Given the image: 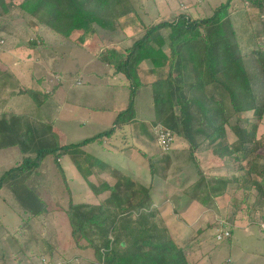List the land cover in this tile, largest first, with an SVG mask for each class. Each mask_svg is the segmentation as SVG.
Segmentation results:
<instances>
[{"label": "trees", "instance_id": "1", "mask_svg": "<svg viewBox=\"0 0 264 264\" xmlns=\"http://www.w3.org/2000/svg\"><path fill=\"white\" fill-rule=\"evenodd\" d=\"M235 1L219 3L205 18L181 11L148 24L138 15L131 0H22L28 5L25 8L28 14L46 27L52 25L57 32L61 30L57 27L60 26L68 33L90 27L111 31L130 28L136 34L132 46L125 48L123 53L110 50L111 56L119 54L112 63L114 73L123 74L130 82L129 104L118 113L110 129L77 143L63 144L53 123L48 121L50 132L58 137L54 145H49L36 143L42 138V132L35 125L28 127L18 138L5 122L0 123V148H8L19 141L25 145L28 139L34 145L31 149L25 148L22 161L5 171L3 179L12 176L27 183L29 178L35 179L36 174L50 172L54 179L60 178L63 185L68 184L61 165V159L68 156L93 194L101 196L98 203L75 202L70 198L65 208L61 202L59 204L55 200L54 203L27 183L26 189L34 197H30L34 208L22 230L33 231L31 226L40 223L47 231L51 221L49 215L59 210L58 213L67 217L70 241L81 250L93 251L95 262L92 264H190L186 247L180 245L167 225L160 221V209L152 196L151 186L111 169L109 164L83 149L89 144H102L117 131L123 132L126 125L137 122V90L148 86L139 76V68L143 64L157 77L150 84L154 112L152 125H164L174 140L182 139L187 144L191 160L199 169L200 180L194 185L193 194L187 192V196L208 206L216 203L217 197L228 194L229 190L236 186L245 187L250 182L257 192L264 195V163L261 161L264 158V139L257 138V127L249 124L248 117H243L250 113L260 120L264 117V103L260 104L258 94L264 90V46L260 45L254 51L256 59L251 73L231 17ZM237 1L246 3L249 9L264 11V0ZM11 2L0 0V19L9 13ZM35 44L33 42L32 46ZM187 47L192 59L204 62V73L196 67L188 69L183 60V50ZM259 81L263 84L260 85ZM24 92L35 96L38 90L25 88ZM40 95L42 99L38 108L53 98L54 93L40 92ZM244 120L248 121L247 125L242 124ZM230 126L237 132L233 143H228L226 138L227 127ZM209 148L214 150L215 160L219 159L218 167L233 170L236 174H204L194 154ZM138 150L143 154L145 167L152 177L165 179L170 157L159 159L157 163L162 166H158L149 163L151 157ZM103 173H108L110 180L103 178ZM201 186L207 193L204 198L198 195ZM228 230L230 238L232 228ZM203 232L204 229H197L191 240H197ZM42 240L49 248V239L44 235ZM64 263L71 264L68 261Z\"/></svg>", "mask_w": 264, "mask_h": 264}, {"label": "rangeland", "instance_id": "2", "mask_svg": "<svg viewBox=\"0 0 264 264\" xmlns=\"http://www.w3.org/2000/svg\"><path fill=\"white\" fill-rule=\"evenodd\" d=\"M223 1L225 0H131L136 7L138 15L148 24L163 20L174 14L176 15L181 11L190 12L195 17L205 18L210 16L215 6ZM27 7L28 5L23 3L22 0H12L9 13L0 19V83L5 82L4 87L0 84V123L5 122L9 128L11 127L15 137L25 133L28 127L35 125V128L42 132L40 134L42 138L37 139L36 143L54 145L58 138L52 135L48 123L53 115L44 114L37 106V103H40L42 99V95L39 96L35 93V96H33L24 92L20 93V96H14L15 102H11V99L8 100V95L12 94V92L18 95V90L25 89V85L20 86L16 83L17 76L13 73L14 70L10 65V60H12L13 65L16 63L15 67H17V62L19 61L24 63L26 68L28 67L26 72L28 78L33 73V69H37L35 72L40 75L42 80L54 77L50 75L52 70L55 72L60 71L59 78L66 87L71 85L70 81L73 85H76L78 80L83 83V86H86L88 81L92 80L102 82L101 85L103 86L109 82L118 84L115 87L117 91L112 93V97L115 94H121V103L119 104L116 101L114 108H109L110 110L106 112H99V116L103 117L108 124L111 121L114 123L118 113L127 108L130 97V82L126 76L121 74V76L115 77L117 80H123L122 76L124 77L125 83L119 85V81L110 80L108 75L112 69L108 64L113 65V61L119 58L117 53L111 56L110 50L116 49L120 53L125 50L122 47L126 46H120L125 45L123 44L124 30L119 31L117 28V30L111 31L90 27L75 30L71 38L76 40L81 47L72 45V52H68L65 66L60 67L58 64H53L50 69L48 62L50 61V56H54V48L47 44L46 41L42 44L40 33L44 30H54L55 28L52 25L48 27L42 25L34 16L26 12L25 8ZM263 12L249 9L246 3L243 4L241 1L238 2L236 0L231 13L241 49L246 53L247 67L251 73L254 71L253 65H255L256 59L254 51L260 45L264 46ZM57 27L63 30L60 26ZM131 35L133 37L136 36V34ZM118 40H120L119 43ZM134 40L130 39L128 41L129 46L127 48L132 46ZM33 42H36L34 46L41 52V55L38 57L34 55L35 59L32 61L33 65L31 67L30 61L28 62L29 56L24 58L20 51H26L31 48L29 51L31 52V57L35 49H32ZM115 43L118 44L116 45ZM100 47H102L101 50ZM189 47L193 49V45ZM189 47L183 50L185 64L188 65V69L196 67L200 73H204V62H201L198 58L192 59V53L188 51ZM165 50H168L167 47H165ZM10 51L14 53L12 56L9 54L11 53ZM17 51L19 54H16ZM73 56L77 57L76 63L74 60L72 61ZM96 66H98V70ZM29 67H31V70ZM93 71H98L99 73L94 75L92 74ZM72 72L73 74L70 75ZM139 76L144 83L148 84V86L145 85L137 90L135 98V115L137 122L142 127L125 126L123 132L118 131L120 133L118 135L120 141H116V144L120 147V152L133 156L137 153L136 155L139 158L143 156L138 150L141 149L151 157L149 163H156L158 166H162L161 163H157L159 159L166 156L170 157V166L166 171L165 179L158 177V180L150 184L152 196L154 195L153 197H155L157 194L155 202L158 203L156 206L160 209L158 214L160 221L167 225L176 241L186 247L190 264H264V232L259 225V222L264 221V195L257 192L254 184H251L252 182L246 184L245 187L236 186L235 189L229 190L228 194L217 197L214 201L216 203L212 205L205 206L196 200L195 202L197 203H194L197 204L196 208H189L188 211L177 210V208H180L178 204L183 205L185 201L184 195H188L187 192H192L193 194V187L200 180L199 169L194 161L191 160L187 151V144L182 139L175 138L168 150H164L158 145L154 131V127L157 125L153 126L151 123L154 118V112L151 111L152 92L150 86L153 79L157 77L152 74L150 68L145 64L140 66ZM25 79L21 78V82H25ZM57 81L59 80L53 78L51 83H57ZM7 83H10V85L8 86ZM258 83L260 85L263 84L261 81ZM50 88L52 87L49 86ZM103 93L101 92V95ZM263 93L264 90L258 92L260 104L264 103ZM111 99L110 96H107L102 100L99 98L98 103H95L111 106ZM16 103L19 104V110L23 111V125L19 118L3 116V113L7 111L6 109L4 110V106L12 108L16 107ZM63 113L64 111L61 115ZM90 113L89 111L85 112V115ZM243 117H248L250 120L249 124L257 127V138L263 140L264 117L260 120L253 113ZM232 123L234 125V122ZM242 124L247 125L248 121L244 120ZM56 126L65 129L66 124L60 120ZM162 126L164 127V125ZM143 130H152L150 132L151 137H144L141 133ZM226 134L228 143L236 141V128L227 127ZM61 143L64 144L63 141ZM33 146L28 139L25 145L19 141L8 148H0V185L2 184L0 187V264H58L65 261L71 264H92L95 262L93 251L90 249L81 250L75 246L74 242L70 241L67 217L63 213H58L59 210L49 215V221L50 219L51 221L46 227L47 231L44 230L40 223H36L35 226H31L33 231H23L26 234L21 233L20 227L22 229L23 225L27 223V219L34 208L31 200L34 197L26 189L27 183L32 184L38 193L43 194L49 200L53 202L57 200L59 204L61 202L65 208H67L70 198L75 202L86 200V198L81 196L72 197L74 189L79 193V189L84 188V186H72L73 188H71V184L63 185L61 179H54L50 172L36 174L35 179L29 178L27 183L12 176H7V179L2 178L5 171L11 170L22 161L25 148L31 149ZM91 150L92 148L88 149V151L92 152ZM194 156L207 176L236 174L233 170L229 171V169L221 166L218 167L219 159L215 160L216 154L210 148L197 151ZM116 157L118 160L120 156ZM261 161L263 164L264 158ZM67 162H70L68 158L64 161V165ZM128 163H131V161ZM124 167L126 170L130 168L127 164ZM55 174L59 176L58 173ZM146 185L149 186L147 183ZM82 192L80 194H83ZM158 194L162 195V199ZM206 194V190L201 186L198 189V195L204 198ZM230 227L232 228L231 237L222 241L218 240L217 233L221 229ZM199 228L204 229V232L198 236L197 240L192 239V241L191 235H195L196 230ZM44 235L50 241V249L47 248L48 245H45L42 240ZM16 236L20 238L19 242L15 239Z\"/></svg>", "mask_w": 264, "mask_h": 264}, {"label": "crops", "instance_id": "3", "mask_svg": "<svg viewBox=\"0 0 264 264\" xmlns=\"http://www.w3.org/2000/svg\"><path fill=\"white\" fill-rule=\"evenodd\" d=\"M49 30L50 29L44 30L43 32L40 33V40H42V44H44L46 41L47 44H50L54 48L53 49L54 50V56H52V55L50 56V61L48 62V66L50 67V69H51L53 64H58V65H60V67L65 66V63L67 62L66 58H67L68 52H72V48H71L72 45L75 47H79V46L81 47V45H79V43L76 42V40H73L71 38V35L74 33V31L68 33V32H66L67 29L66 30L64 29L63 31L60 30L59 32L54 31V30H50V31ZM123 33H124V43L123 44H125V45H120V44L119 45L120 46H126V47H122V48H127V46H129L128 41L130 39L134 40L133 35H131V34H134V31L130 28H127L124 30ZM57 38H59V39H57ZM119 41L120 40H118V43H119ZM34 48H35V46L34 47L32 46V49H34ZM30 49L31 48L27 49L26 51L22 50V51H20V53L23 55L24 58H26V56H29L28 62L30 61L31 67H32V65H33L32 61L35 59V57H38L39 55H41V52H39V50L35 48L34 52H32V56L30 57V55H31V52H29ZM101 49H102V47H100V50ZM9 54H11V56H12V54H14V53L11 52ZM16 54H19V52L17 51ZM34 55H35V57H34ZM13 57H15V56L13 55ZM59 58H60V61L58 62ZM72 58H73L72 61L74 60V62L76 63L77 57L73 56ZM17 63H18L17 67H15L16 63H15V65H13L12 60H10V65L14 70L13 73H15V75L17 76V78H16L17 84H19L20 86L25 85V88H27V89L38 90L37 95H39V96H40V92H49L50 93L53 91V93H54L53 98H51L47 103H45L39 109L42 110L44 114L53 115V116H51L52 118L49 119V122L53 123L54 128L57 130V133L60 136L61 141L64 142V144L80 142L86 138L92 137V136H94V135H96V134H98L104 130L109 129L112 126L113 122L111 121L108 124L103 117L99 116L100 115L99 112H106V111L110 110L109 108H114L116 101H117V103L119 102V104L121 103V101H122V100H120L121 94H119V95L115 94V96L112 97V93L117 91L115 87L118 84H113L112 82H109L108 84H105V86H103V85H101L102 82H95V80H92V81H88L86 86H83V83H81V81L78 80L76 82V85H73V83L70 81L69 83L71 85H69V87H66L64 85V83H62V80L59 78L60 71L55 72L52 70L50 72V75H52L54 77H50V79L42 80L40 78V75H38L37 72H35V70H37V69H33V73H31L29 75V78H28L27 73H26L28 67L26 68L25 64L20 63V61ZM108 66L112 68L110 73H108L110 80L113 79L115 81H119L120 82L119 85L125 83V79L123 76H122L123 80H121V79L117 80L115 78V77L121 76V74L119 75V74L114 73L113 65L108 64ZM31 67H29V69ZM96 67H97L96 69L98 70L99 69L98 66H96ZM54 70H56V69H54ZM23 71H25V72H23ZM98 73H99L98 71L92 72V74H94V75H96ZM72 74H73V72L70 73V75H72ZM21 78H23V79L26 78L25 82H21ZM53 78H56L59 81H57V83H51ZM49 81H50V84H49ZM0 84H1V86L3 85L2 87H4L5 82L0 83ZM54 84H55V90L56 91L53 90ZM7 85L9 86L10 83H7ZM49 86H51L52 88L49 89ZM22 89L23 90L20 89V91L18 90V95H16L13 92H12V94H9L8 100L11 99L12 100L11 102H15L14 96H20L19 95L20 93H24V88H22ZM101 92H104V93L101 95ZM27 94H29V93L27 92ZM107 96H110V98H112L110 100L111 106H107V104H105L106 106H104L102 104H96L95 103V102L98 103L99 98H101V100H102L104 97H107ZM6 105H8V104H6ZM38 105H39V103H37V106ZM22 107H23V104H22ZM101 107H104V108H101ZM5 109L7 111L3 113V116L7 115V117H10V118H16V119L19 118V119H21L20 122L23 125V118H22L23 111L19 110V104L18 103H16V107L14 106L12 108H10L9 106H7V107L4 106V110ZM63 111H64V113H63V115H61ZM88 111L91 113L85 115V112H88ZM151 111L153 112L152 104H151ZM18 114H20V115H18ZM60 120L65 122V124H66L65 129L59 128L58 126H56L57 122ZM126 126L127 127L128 126L142 127V125H140L138 122H135V123H132V124L126 125ZM150 132H152V130L151 131H149V130L141 131V133L144 137L145 136L149 137ZM119 134L120 133L117 131L112 136V138L110 140L104 141L102 144H98V143L89 144V145L84 146L83 149L88 151V149L90 150L92 148L91 153H93L99 160L109 164L111 166V169L120 171L124 174H128V175L132 176L133 178H135L136 180L143 183L144 185H146V183L150 185V184L154 183L156 180H158L159 179L158 177H152L150 175L149 171L146 169L144 157L140 156V158H139V156L136 155L137 153L135 154V156H133V155H128L126 153L120 152V150H119L120 147H118V144H116V141H120V139L118 137ZM116 156H120V157H118L119 158L118 160L116 159L117 158ZM123 156H125L126 158ZM67 158L70 160V162L69 163L67 162L64 165V161L67 160ZM130 161H131V163H128ZM126 164L130 167L129 170L125 169L124 166ZM61 165L65 171V174H66V177L68 180V184H71L70 185L71 188H73L72 186H75V187L76 186H78V187L84 186V188H85V190H83L84 188L79 189V193L76 192L75 189L73 191L71 190L72 191V197L73 196H75V197L81 196L83 198H86L87 201L85 200V202H91V203L98 202V200L101 196H96L93 194V192L89 189L86 181L80 175L78 169L75 167V165L72 163L71 159L68 156H65L61 159ZM127 172H130V173H127ZM70 174H71V176H70ZM102 177L110 180L108 173H103ZM81 191H83L82 192L83 194H80ZM158 196L161 197L162 195L158 194ZM75 197H74V199H75ZM155 199H157V194L154 197V200ZM161 199H162V197H161ZM182 199H183V197H182ZM184 200L185 201L183 202V205L178 204V205H180V208L179 209L177 208V210H182V211L187 210L188 211L189 208L190 209L196 208L195 206L197 204H194V203H197V202H195V201L192 202V199L190 200V198L187 195H184ZM83 201H81V202H83ZM78 202H80V201H78ZM155 203H156V205L158 204L157 202H155ZM184 203H186V204H184ZM165 206H166V204H165ZM20 230H22L21 227H20ZM23 231L24 230H22L21 233ZM15 238L20 239L17 236Z\"/></svg>", "mask_w": 264, "mask_h": 264}, {"label": "built area", "instance_id": "4", "mask_svg": "<svg viewBox=\"0 0 264 264\" xmlns=\"http://www.w3.org/2000/svg\"><path fill=\"white\" fill-rule=\"evenodd\" d=\"M154 129H155L154 131H155L158 145L164 150H168L172 146L173 141H174L171 131L163 127L162 125H157L156 127H154ZM260 227L264 229V222L260 224ZM228 236H230V231L227 228L221 229L217 233V239L220 241L228 238ZM58 264H66V263L60 262Z\"/></svg>", "mask_w": 264, "mask_h": 264}]
</instances>
